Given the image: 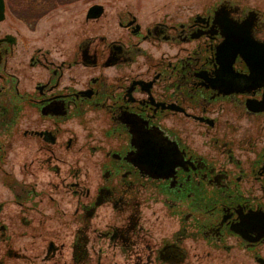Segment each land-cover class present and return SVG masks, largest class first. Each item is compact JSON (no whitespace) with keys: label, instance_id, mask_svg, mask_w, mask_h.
I'll return each mask as SVG.
<instances>
[{"label":"flooded vegetation","instance_id":"1","mask_svg":"<svg viewBox=\"0 0 264 264\" xmlns=\"http://www.w3.org/2000/svg\"><path fill=\"white\" fill-rule=\"evenodd\" d=\"M4 4L0 24L6 20ZM119 27L126 39L79 41L76 34L67 50L62 40L37 43L0 33L2 187L22 214L35 210L31 203L38 198L37 183L29 181L28 165L18 175L6 166L18 133L35 139L45 165L59 161L57 148L79 157L100 153L105 183L95 193L80 183V167L72 168L73 181L61 184L77 199L71 264H102L109 257H119L122 264H186V241L195 240L235 255L237 245L253 253L256 264H264L258 251L264 246V145L257 149L249 141L255 150L243 164L234 153L240 143L238 126L226 158L223 127L220 137L208 140L213 154L192 147L189 127L191 122L216 127L210 113L218 110L209 109L224 101L235 105L239 116L264 119V14L254 9L244 13L224 1L184 22L144 26L128 15L120 18ZM234 29L236 37L229 35ZM145 44L165 49L156 57ZM81 72H88L83 80ZM234 78L236 93L226 95L227 81ZM31 115L47 125L21 129L20 120ZM87 115L100 125V138L90 140L94 144L80 145L74 135L59 140L66 121ZM155 149L165 154L163 164L151 157ZM51 169L59 174L57 164ZM4 207L0 202V248L5 247L0 264L30 261L11 247L8 225L1 220ZM104 207L110 209L111 223L92 229L99 242L106 241L105 249H96L88 232ZM166 219L173 222L167 229ZM149 220L159 228L154 231ZM20 224L32 223L22 217ZM63 250L49 240L43 262L60 264Z\"/></svg>","mask_w":264,"mask_h":264},{"label":"rangeland","instance_id":"2","mask_svg":"<svg viewBox=\"0 0 264 264\" xmlns=\"http://www.w3.org/2000/svg\"><path fill=\"white\" fill-rule=\"evenodd\" d=\"M7 4L6 20L0 24V33H16L20 37L30 38L32 42H54L62 40L65 50L70 48L76 42V34L79 41L88 39H99L100 37L111 40H123L127 37V32L119 27L121 17L132 15L137 18L144 26H148L157 21L184 22L195 15H201L214 10L221 3L228 2L230 5H238L240 11L244 13L249 9H254L264 14V0H5ZM100 5L104 8V14L98 20L87 21L86 16L90 7ZM58 38V39H56ZM25 39V38H24ZM48 40V41H46ZM97 43H100L97 40ZM144 47L148 53L158 56L163 52L165 46L159 49L145 44ZM176 51H174L175 53ZM141 60V59H140ZM83 76H88V72H81ZM212 109L218 110L213 114ZM210 116L217 119V125L214 128H208L196 122H191V145L199 152H208L213 154L212 146L208 140L220 137L224 130V141L228 146L223 148L225 158L228 157V150L233 149V141H236V127L240 129V143L236 146L238 151L234 153L239 155L242 163L251 156L255 150L249 144L254 141L256 148L264 145V119H251L236 114V106L227 101L219 102L210 107ZM198 113V111H195ZM20 128L42 127L38 116L31 115L22 118ZM49 126V125H48ZM257 126V127H256ZM100 125L90 119V116L80 119H70L66 121L62 128L59 140H66L74 135L81 142L88 141L94 144V139L100 138ZM259 127V128H258ZM238 139V138H237ZM238 139V140H239ZM33 138H25L22 133L15 137V147L8 153L6 166L9 171H14L16 175L19 172L24 173L22 165H28V176L31 183H37L38 198L31 205L35 210L22 214L12 201V194L2 187L0 180V202L5 203L2 210L1 220L8 225V235H11V247L21 251L30 261H8L7 264H48L43 262V256L46 251L47 242L54 240L58 245H63V255L60 258V264H71V246L76 233L77 224L74 218V209L77 199L71 194L66 193L61 187L62 182L69 183L72 180L70 173L72 168L80 167L82 177L80 183L90 188L92 192L105 183L102 179L99 167L103 162L102 155L99 153L94 158L86 156L84 153L80 157L73 152L67 153L64 149L57 148L59 151V161L48 165L43 163L42 158L45 154L39 152V145L33 141ZM258 140V141H257ZM219 151H222L220 148ZM88 154V153H87ZM33 161L34 164L30 165ZM79 163H76V162ZM59 166V174L51 169L53 165ZM244 164V163H243ZM26 177V175H25ZM57 185V190L52 186ZM41 200V201H40ZM40 201V202H37ZM110 210V209H109ZM109 210L105 207L98 210V218L94 220L88 237L90 244L97 241L96 249L106 248V241L99 242L96 235L93 234L94 227L100 230L111 222ZM150 208L147 215L152 213ZM25 217L31 221L29 227L20 224V219ZM113 218V217H112ZM152 229L155 231L159 227L149 220ZM163 223H161L162 225ZM166 229L173 225L171 220L164 222ZM175 228L178 229V220L174 221ZM164 229V228H163ZM190 248L188 250V246ZM187 251L189 253L186 264H256L253 261V253L243 250L236 245V255L227 254L223 249H217L202 240L186 241ZM4 246H1V255L4 252ZM264 256V246L258 249ZM207 253L210 257H207ZM197 255V256H196ZM196 257H200L196 259ZM32 259V260H31ZM118 258H106L102 264H122ZM95 264V260L93 263Z\"/></svg>","mask_w":264,"mask_h":264},{"label":"water","instance_id":"3","mask_svg":"<svg viewBox=\"0 0 264 264\" xmlns=\"http://www.w3.org/2000/svg\"><path fill=\"white\" fill-rule=\"evenodd\" d=\"M4 12H5L4 0H0V22L4 20ZM103 14H104V8L100 5H94V6L89 8L86 18H87V20H97V19L101 18ZM234 33H236V32H234ZM230 36H232V35H230ZM229 45L232 47H236V43L235 44L227 43V46H229ZM251 51H253V50L251 49ZM228 67H230V65H228ZM251 68H254L253 64H252ZM224 93L226 95L236 93V80L228 82V88ZM260 108H262V107H260ZM258 110L261 111L262 109H258ZM162 155H165V154L162 151L158 152L155 149L153 151L151 157L152 156L155 157L157 162H159L160 164H163L161 162V161H163Z\"/></svg>","mask_w":264,"mask_h":264}]
</instances>
